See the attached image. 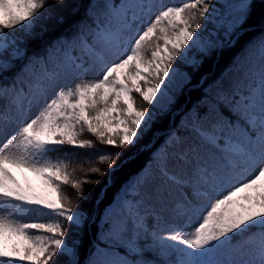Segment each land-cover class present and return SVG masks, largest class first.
Wrapping results in <instances>:
<instances>
[{"label": "snow or ice", "instance_id": "snow-or-ice-1", "mask_svg": "<svg viewBox=\"0 0 264 264\" xmlns=\"http://www.w3.org/2000/svg\"><path fill=\"white\" fill-rule=\"evenodd\" d=\"M46 4L0 0V264H80L79 241L65 240L64 223L82 228L88 212L74 209L62 186L76 190L79 202L86 198L82 184L93 181L73 178L68 164L53 161L48 153L65 145L94 147L92 140L80 139L85 131L113 148L134 145L150 130L146 122L155 114L137 109L132 93L149 104L159 94L167 95L162 86L179 72L172 62L194 48L197 55L186 62L198 69L203 63L198 56L238 40L254 0H233L226 12L217 11L215 30L207 39L197 29L212 0L165 7L128 37L124 32L146 8L143 0H89L71 32L52 38L42 53L30 52V45L42 39L31 21ZM25 25L23 36L5 33ZM260 35L258 54L241 67L240 79L217 81V95L208 97L210 106L190 115L182 133H171L164 150L154 154L155 167L141 170L124 186L121 199L107 206L111 210L102 217L105 246L97 247L88 264H264V32ZM122 39H134L130 51H120ZM77 47L93 60L102 61L107 53L121 58L101 78L65 88L61 81L91 70L71 55ZM182 75L185 84L190 82L187 72ZM49 92L54 93L51 99ZM33 106L38 112L25 119ZM120 155L98 154L95 162L106 163L110 173ZM13 169L31 172L41 190L30 182L21 184ZM87 171L105 175L100 167ZM157 176L180 189L181 198L169 200L171 193L157 184ZM164 212L186 218L185 226L158 235L155 224ZM33 213L48 221L20 218ZM149 217L154 218L151 228ZM193 218H198L195 223Z\"/></svg>", "mask_w": 264, "mask_h": 264}, {"label": "trees", "instance_id": "trees-1", "mask_svg": "<svg viewBox=\"0 0 264 264\" xmlns=\"http://www.w3.org/2000/svg\"><path fill=\"white\" fill-rule=\"evenodd\" d=\"M89 0H47L46 6L39 11L32 20L33 30L42 39L34 41L30 45V52H43L45 45L54 37L68 34L73 30L77 21L85 15V9ZM78 9V11H74ZM63 17L64 22L60 23L59 18ZM24 29L17 27L13 35L20 37L24 35ZM11 31V30H7ZM264 32V0H254L251 14L244 26L242 35L238 40L234 39L232 45H225L223 48L214 51L207 57H200L203 63L198 69L190 66L184 67L191 80L170 105V108L156 115L155 120L150 124V130L142 134L134 145L124 148H113L101 144L94 136L85 131L80 139L92 140L94 147L85 149H73L65 145L60 150L52 153V157L63 160L68 164V171L73 173V178L83 180L87 177L89 183L82 184L81 190L85 199L79 200L77 192L70 185H63L62 191L71 201L74 209L86 210L88 219L82 228H74L65 222V240L69 243L79 241L78 256L80 264H88L97 247L105 246L104 220L103 216L111 209L107 206L124 195L123 188L153 157L158 149L164 150L166 138L169 131L176 130L182 133L179 125V118L185 111L204 109L201 103L202 98L210 97L208 88L221 76L230 66L235 64V58L246 47H248L260 34ZM197 55V52L195 53ZM135 106L139 108H151L148 105H140L143 101L139 94H134ZM151 146H148L149 143ZM120 152L121 155L115 159V171H108V165L100 164L97 161L98 154H109ZM90 161L86 163L85 161ZM100 167L105 175L88 172L89 167ZM99 181V183H94ZM114 206V203H113ZM64 259V258H61Z\"/></svg>", "mask_w": 264, "mask_h": 264}, {"label": "rangeland", "instance_id": "rangeland-1", "mask_svg": "<svg viewBox=\"0 0 264 264\" xmlns=\"http://www.w3.org/2000/svg\"><path fill=\"white\" fill-rule=\"evenodd\" d=\"M115 2L119 3V0H115ZM143 2L146 5L145 10L143 11V13L139 14V19L135 21L136 22L135 24L134 23L132 24L131 29L126 30L124 32V37L134 36L136 33L143 30V29L138 28V25L141 23L142 18L144 16L146 18H148V16H150V14L152 13V11H151L152 10L151 9L152 4L159 5L161 7V9L163 10V8H165V7L179 6L181 3L189 2V0H143ZM231 2H233V0H212V6L210 7L208 17L205 20L200 22L201 27L199 29H197V35H199L202 39H207L209 37V34L215 30V24L213 23V21L215 19H218V17L216 16L217 11L220 14H223L224 12L227 11L226 4L231 3ZM260 39H258L257 42L253 44L252 48H250L247 51H244L242 54H240V56L237 59V64H235V66L227 69L226 72L223 74V76L220 78V80H222V79H227V80L240 79L238 74L241 70V67L242 66L247 67L249 65L250 61L255 60V58L258 54L257 49H258V42L260 41ZM128 42L129 41H125L122 39L121 44H120V51H123V52L130 51V48L128 46ZM157 43L162 44L163 41H157ZM233 43H234V40H233ZM232 44H227V45H232ZM154 48H155V44H153V49ZM78 49L82 54L87 56L88 60L85 62L84 66L90 67L91 70L88 71L87 73L83 74V75L76 73V74L68 77L67 79L61 81L62 86H64V87L74 86V84L76 82H90V81H93L95 79L101 78L103 71H106L107 67H110L113 62H116L115 61V55H116L115 53H107L104 56V59L101 61V60H93L89 56V54L81 51V49L79 47H78ZM196 52H197L196 49L190 48V49H188V51L186 53H181L177 57V59L172 62L173 69H178L179 72L172 75L171 81H166V84L164 86H162L163 90L167 93V95L159 94L158 97L156 98V102L153 104L147 103L146 101L143 100L142 97H140L143 101L140 105L146 104L148 106H151L150 109L146 108L145 110L149 114H155L154 119L147 121L146 125L151 124L155 120L156 115L161 114L162 112H164L165 110L170 108V105L175 101V98L177 97V95L181 92L182 88L186 85L184 83V78L182 75L183 73L187 72V70L184 68L188 65L186 60L190 59L193 55H195ZM71 55H74L73 52H71ZM146 55H147V58H149V59L151 58V49L148 50ZM102 65H103V67H102ZM141 86L143 87V84ZM148 86L150 87L151 85H148ZM217 91L218 90H217L216 85H215L211 90L212 95L216 96ZM53 94L54 93L49 92L47 99H51ZM134 94H138V93L133 92L132 93L133 97H135ZM169 97H171V99H172L171 103L169 102ZM204 103L206 104L207 107L210 106V101L208 98H205ZM224 103L227 104L228 101H224ZM134 106H135V103H134ZM135 107L137 109H140L138 106H135ZM38 110H39V108L37 106H33L31 108V110L26 113L24 118L25 119L32 118L38 112ZM192 114H194V113H189V114L185 113L181 116L180 122L183 126H184V123L186 122L187 118ZM14 116L16 119L19 118L18 114L14 113ZM12 126H14V125H10V127H12ZM141 137H142V135H141ZM189 142H191V140H189ZM204 151H205L204 149H201L202 153ZM154 167H155V165L153 163H150L144 169L154 168ZM140 172L141 171H139L138 173H140ZM13 174L16 176L17 180L20 181L21 184H25L26 182H30L34 188H36L37 190H41L42 185H41L40 180L36 176H34L31 172H26V171L21 172L20 170L13 169ZM136 178H137V175L135 176V179ZM157 184L162 185L164 187V190L166 193H168L170 191L171 195H169L167 197L169 200H176V199L181 198L180 189H178L174 186L169 187V185H167L165 183V178L157 176ZM34 215H37V214L33 213V214H31V216H22L20 218L22 219L23 222H28L29 220H31L34 217ZM45 218L48 219V217H45ZM197 219L198 218H193V223H195V221ZM185 224H186V218L176 217V216H173L167 212H164V213H162V218L160 219L159 223L155 224V227H156L157 234L162 236V235L168 234L175 227L183 228L185 226ZM187 230L190 231L191 228H188ZM169 243H171V241H169ZM172 258L174 259L175 256H173ZM161 259L166 260V259H168V257H162Z\"/></svg>", "mask_w": 264, "mask_h": 264}]
</instances>
